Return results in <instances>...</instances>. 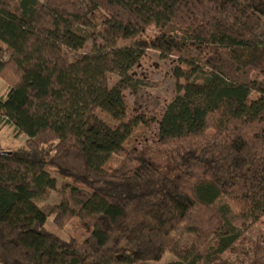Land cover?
<instances>
[{
    "label": "trees",
    "instance_id": "obj_1",
    "mask_svg": "<svg viewBox=\"0 0 264 264\" xmlns=\"http://www.w3.org/2000/svg\"><path fill=\"white\" fill-rule=\"evenodd\" d=\"M148 49L177 92L137 148ZM0 80V264H264V0H0Z\"/></svg>",
    "mask_w": 264,
    "mask_h": 264
},
{
    "label": "rangeland",
    "instance_id": "obj_2",
    "mask_svg": "<svg viewBox=\"0 0 264 264\" xmlns=\"http://www.w3.org/2000/svg\"><path fill=\"white\" fill-rule=\"evenodd\" d=\"M154 33V28H149L145 32V36ZM86 49L87 47L82 49V51H71L67 49L64 51L66 57L72 60L82 54V52ZM176 59V56H163L158 51L148 49L139 62L131 69L133 76L139 77L145 82L143 96H145V99L149 101V105L142 106L140 111L152 116L153 119L149 120L145 124L138 125L133 128L132 133L126 142L128 145L140 148L141 146L150 143V141L156 136L159 116L164 107L177 92L176 79L173 77V67L177 64ZM116 78L117 77L115 75L110 76L111 84ZM179 82H182V80ZM6 88V85L0 80V97H3L2 95L5 94ZM124 99L127 105L128 114H136L138 112L135 109L136 97L130 92V90L127 89L124 91ZM23 140L24 137L22 135H15V130L12 126H4L0 128V150L11 151L21 145ZM117 159L118 156L113 155L111 159L105 163V167H110V165L117 161ZM61 183L62 179L57 177V186H60ZM60 198L59 193L56 190H53L42 196L38 202H50L57 204ZM233 223L239 226L241 225V220L236 219ZM246 226H248L246 234L252 239L261 241L264 244V215L254 222L246 223L243 227ZM47 228L53 229L52 224L48 222ZM56 232L63 235L61 231ZM168 258H170V256L166 254L159 261L147 264H157L167 260Z\"/></svg>",
    "mask_w": 264,
    "mask_h": 264
},
{
    "label": "water",
    "instance_id": "obj_3",
    "mask_svg": "<svg viewBox=\"0 0 264 264\" xmlns=\"http://www.w3.org/2000/svg\"><path fill=\"white\" fill-rule=\"evenodd\" d=\"M9 153V152H8Z\"/></svg>",
    "mask_w": 264,
    "mask_h": 264
}]
</instances>
